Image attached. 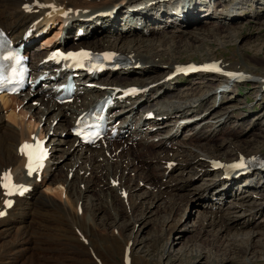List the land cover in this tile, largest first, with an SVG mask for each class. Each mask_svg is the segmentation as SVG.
Wrapping results in <instances>:
<instances>
[{"label":"bare ground","instance_id":"bare-ground-1","mask_svg":"<svg viewBox=\"0 0 264 264\" xmlns=\"http://www.w3.org/2000/svg\"><path fill=\"white\" fill-rule=\"evenodd\" d=\"M134 1L135 0H0V22L6 28L11 29L12 34L14 35L18 36L20 35V33L22 34L23 30L26 29L28 26H30V24L40 16H42L43 19H45L46 17L49 16V14L54 15L52 16L54 17L52 26H54L55 22L59 20L60 23V27H58L59 29H56L54 34L52 35L49 34L50 36L43 38L44 39L42 40L43 44H41V46L37 51L32 52V56L38 55V57L40 58L44 56L48 52V50H50L53 46L60 45L61 42L59 41L61 40V35L64 32L62 31V29L64 30L63 21H62L63 18L61 17L62 11L70 10V14H69L70 16L76 15L77 17H79L86 15L88 16L89 14H93L95 12L104 11L111 8H116L117 13L115 17L111 19V25L108 26L111 28H109L108 31L101 32L102 28L97 27L93 37H91V35L84 36V38L82 37L80 39L75 40V42L72 43V46L79 47L83 45L87 47H93L95 49L112 48V49L120 50L121 52L125 53L126 56L128 57V59H126V65L129 64L127 67L116 69L121 74H128L133 72L139 75L145 74L151 71V67L148 66L147 63H152V62H158V64L160 65H162L163 63L162 66L165 67L161 75L159 76L157 75L151 78H137V77L120 75L118 77L114 76L113 78L110 79L108 77H111L110 76L111 73L107 72L104 74L107 77L104 78V75H102L100 79H96L102 83H105L106 85L103 88L100 87L101 90L99 88H94V87L88 88L87 86L84 85L86 81H81V84L84 85L86 92L84 91V93L77 95L76 99L73 102H69V103L56 102L53 99L52 95L47 93L49 92V90H44L41 88H36L34 91L32 90L27 91L22 95L0 94V100H1L0 181L2 179V173L4 171H7L8 169H12V172L18 179H26L29 183L34 185L33 190L29 193V195L23 197H17L15 204L12 207H8L7 216L0 217V241H3L7 239V236H10V230H16L17 232L16 234H19L21 236V237L16 236L18 240V244H20V246L22 245L21 239H26L25 241H30V237H31L30 234H32L34 231L30 232V234L27 233V230L25 228L28 226L25 225V223L27 221L33 222L34 219L32 213H35L37 211V207L39 206L42 207L43 209L45 207H50L58 210L59 208L60 211H62L61 213L62 214L64 213L65 215H67V217L69 216L76 217L74 211L72 210V204H71L72 202L68 203L67 201L57 199L56 196L53 194L54 192H52V190H51L52 194L48 193L47 191H45L47 193H41L42 191L40 192L41 194L39 193V186H41V184L44 183L46 180L52 179V180L61 181L62 184L66 185L67 193L69 195L70 194L76 195L77 200H82L81 197L83 195L85 196V192L95 189L97 188V186L100 185L96 181V178L106 175L104 177L105 182L108 183L111 181L112 185L111 183H108V185L105 186V189L111 190L112 187L117 186L116 180L111 179L110 177L113 172L112 171L113 169L117 173L118 171L119 172L122 171L124 174L126 173V171H129L130 173L132 172L136 173V170L142 171V167H141L142 165L144 166L149 165L145 167L146 171L143 172V175L144 174L145 175L144 177L142 175L143 178L141 179V181L144 182L147 181L145 182L146 183L145 185H148L149 187H154L152 185H156L155 187H158V189L159 187L166 186V188H168V190L170 191L176 189L180 184L186 186L188 183V180H181V182H176L173 180L174 177L172 181L168 180L166 184H163L160 180H158V179L163 180V178L166 176L168 171L174 168L176 165H179L181 167V170H183L182 172H184V170L189 165L193 164V168L196 169V171H194L196 175L200 174L201 172L202 174L212 172L213 174L210 177L213 181H211V183L209 184H205L204 187L202 186L197 190L199 195H202L203 198L204 197L206 198L204 204L207 206V208H209L207 212L208 216H206L203 219L202 223L208 221L206 222L208 223L207 225L218 227L220 231L230 229L231 227L234 226L238 227L239 225H244L254 217H257V215L264 212V199L261 200L260 202L253 204V206L248 209L246 208L243 209L244 207L241 208L243 205H241L240 202L238 203V201L232 200L235 197V192L244 187H249V189L264 190V172L262 171L264 169L253 168L249 170L246 174H242L239 177H232V179L228 180V182L225 181L220 185L214 184L215 181L219 178L220 174L224 172V170L214 169L212 166V158L222 159V157H226L228 160H232L238 158L239 155L243 152L239 149L238 146L231 145L233 142H231L230 146L225 144V146L226 145L228 146L225 153H222L223 150L218 148H216V151L214 149L209 152H204L202 150L206 140L208 141L209 139L212 138L211 135H213L215 130L218 129L224 123L225 120H229L232 118L237 120L238 117L240 118L242 116L241 112H237L236 105L224 107V109L219 108L222 102L224 101L229 102L231 101V98L236 99L237 93L235 92L238 91L237 83L233 84L234 88L231 87L230 90H232V92L230 93L229 97L228 98L226 97L227 99L225 98L222 99L220 101V104L217 103L212 104L211 107L208 109L210 110V113H208L204 117L202 114H200L201 112H199V109H201L204 106V104L208 101L209 99L208 93L210 91H214L213 95L216 96L214 100H217L218 90H216V88L222 84L223 80L219 77H222L223 75H219V76L209 75L207 79L205 78L206 81L204 80L202 81V78H196L192 81V84L189 85V87L182 89V91H180L178 94H175L173 96L170 95L172 91H174V89L176 88L177 83L173 82V79L172 80L169 79L168 74L171 71H173L178 65L187 62L205 64L213 61H218V63L223 68L233 69L231 68L232 64L231 65L225 64L210 56L209 57L204 56L203 59L200 61H198L199 59L196 60L194 58L193 59L189 58V60L187 61L179 58L178 60L174 54L177 51V48L179 46L178 44L174 43L175 44L174 46L171 44L173 46V47L171 46L172 47L171 51H169L168 49H162V44L163 42L166 43V40L169 38L168 36L169 33L168 35H164V37L166 38L165 40H160L158 42L160 46H156L155 43L157 42H152V41L150 42L149 40L146 39L145 35H147L148 33H146L142 28L139 35L133 34L138 30V28L135 25L129 26L128 29H125L127 31H123L122 29H120V27L117 28L113 20L115 21V19L117 20L121 16V15L119 16V10L123 9L125 6L130 9L131 7H133L131 4ZM42 2H44V5L39 6V4ZM25 4L27 5L24 6ZM28 5H31L33 10H30ZM156 5L155 7L158 6ZM221 5L222 4H220V7ZM195 6H197V4H195ZM204 6L205 4L201 3L200 10L203 11L201 14L204 16V21L210 23L208 22L210 19L218 20V21L216 20L214 25H212L213 27L211 26L208 28L209 30L208 29L207 30L209 32H211L212 30L214 32L212 33L213 35H218L221 32L233 35V31H235L236 29L235 28L236 21H238L241 18L240 12L232 13L234 15L224 14V15L216 16L211 11L210 7H208V9L204 11L203 9ZM155 7L154 6L142 7V9H145V11H136L137 13H140L139 15L141 17H145L148 26L152 27L149 34L153 31L155 32L156 30L161 29L160 26L157 25L158 21L164 23L165 26L175 25L177 28V32L183 31L185 33H188L186 31L187 27L184 28V24H185L184 22H187V20L180 22L179 20L182 19L179 15L177 14L166 15V12L163 11L161 13L159 12L153 13L155 10H159L158 8L154 9ZM191 7L192 6L184 5V9L181 11L187 13L186 17L188 16V20L193 19V17L190 18V15L195 14V12L190 11ZM148 8L150 9V11L148 10ZM226 8L227 5L222 6V9H226ZM231 11L234 10L232 9ZM151 13L154 14L153 17ZM198 13H200V11H198ZM175 15L178 17H175ZM163 17H166L165 21L162 20ZM128 18H130V15L125 17V19ZM120 19L122 18H119V20ZM156 19H158V21ZM106 20L107 19H104V21ZM94 22L95 20L90 21L87 26H90V24ZM71 31H72L71 28L66 30L64 41L72 40ZM160 31L164 33L168 32V30H163V29H161ZM115 33L119 34V36H117L114 40H111L110 37L107 38L109 35ZM128 34H133L134 37L128 38L127 36ZM191 35H192L191 39L201 40L202 38L200 33H194V34L191 33ZM172 36H175V33H173ZM106 43H109V45L108 44L106 45ZM187 49H189V46L187 47ZM157 52H159V54L157 55V57H159L158 60L157 57L154 56V54ZM241 59H242L241 62L236 64L235 69L241 70L244 74L249 75L248 80H250V83L254 84L255 88L257 86H259L260 88L264 87V70H260L255 66H253L248 57L243 56ZM133 61L135 64L134 67L132 66ZM139 63H141L142 68L136 69L138 68ZM243 73L241 76L244 75ZM200 76L204 77L206 76V74H201L199 75V77ZM241 76L239 77V80H241ZM233 77L236 78L235 76ZM89 79L90 78H87L86 80ZM217 80H219V82L218 84H215ZM234 81L237 82L238 80L234 79ZM131 83H140L143 85L150 86L151 90H153L154 93L163 90V92L166 93V96L170 98L172 105H174L175 107V110L173 111L174 115L171 117L172 119H174V121H171V124L170 121L169 123L164 124L166 123V121L165 122L156 121L154 119L149 120L147 126L143 127L142 137L137 140H134L133 143H129V139L133 138L131 136L125 139L122 138L121 142H112L114 144H117L118 150L115 152V154H112L110 156H107V151H105L101 145H96L95 147H90V146L84 147L81 144H77V139L70 130V125L73 124L75 119V113L80 108H82V106L86 107L91 103H93V101H95L93 98L95 94L97 93L101 94L102 92L108 91L109 89H114L113 87L108 88V84H131ZM233 93H235V95ZM19 99L21 101H17ZM26 99L28 101L26 103H23ZM35 100H39L40 104L35 105L34 104L35 102H33ZM30 101L32 102V104ZM15 102H17L20 105L23 103L22 105L24 107L23 113L25 115L31 112L32 115H30V117L32 118V120L36 118L34 122L37 123H35L34 127L32 123L27 125L23 121H20L15 115L16 109L14 108L11 109L12 113L11 114L9 113L10 115H7L6 116L7 119L5 118L4 120V116H2V110L10 107L12 104H14L13 105L14 107L17 106L15 105ZM210 115H212V117H210ZM119 117L120 116H117V118ZM214 117L217 120L212 122V120L209 118H214ZM55 119H58L57 123L58 124L61 123L60 125H62V128L54 126L53 132L55 135L54 136L51 135L52 138L49 139V141L53 143L52 145L53 152L51 158L49 159V162H51V164L48 165L47 168L45 169L43 179L38 181L36 178L29 176L25 172L23 168L25 160L21 154L19 145L25 138L30 137V134L33 131H39L42 136L47 135V133L50 132L52 128L51 124ZM190 119H193V121H190L185 126L181 127L182 121H188ZM43 120L46 121L45 122L46 124H42V126H40V123ZM202 122H207V124L210 123L209 126L214 127L213 130L211 132H207L205 135L204 134L202 135L201 134L202 132L198 130L199 129L198 125ZM185 128H186V133L183 132ZM57 135H59V137H57ZM198 139L200 141L198 144L195 145V142H197ZM174 140H178L175 143V145H173ZM134 143L135 144L138 143V145L134 147ZM166 143H171L172 144L171 146L175 148V151L177 152L175 159L170 156L161 157L163 151H159L158 154L160 156L156 155L155 157L142 154V152L147 150L145 148H148V152L150 153L151 147L152 148L153 147L156 148L159 146L161 147L163 145H166ZM225 146L221 145V147L223 148ZM136 152L137 154L135 155ZM251 153H255V151L250 152L249 154ZM256 153L259 154L260 152L258 151ZM66 154H68L66 160H61L62 157L66 156ZM118 154L120 155L118 156ZM172 160H175L174 162L176 163V165L170 168L169 167L170 164L168 163L169 162L173 163ZM63 168L64 169L67 168L68 174H66V172L62 170ZM147 168H149L148 171ZM212 169H214L215 172L212 171ZM251 174L252 176H250ZM243 176H247L248 178L244 179ZM250 178L253 179L249 180ZM101 189L98 190V197L95 200L97 203L96 202L94 203V198L92 200V202L96 204V207L98 208L106 205L105 204L106 199H104L103 196L104 195L103 191L105 189L104 187ZM112 194L113 193H110V195ZM245 196H247V193H245L243 197ZM4 198L5 195L3 194V185L0 183V213L6 208V205L4 203ZM226 198H230L231 200L230 202H233L234 207H236L237 209H241V212L238 211L239 212L238 214L234 213V215H230L229 213H231L232 210L230 208H225L223 206V200ZM174 202L175 201H173V203ZM173 203L171 202V206L174 205ZM90 220L92 221L93 218L90 217ZM166 222L167 220L164 223ZM17 223H19V225L21 224L20 227L17 225ZM2 225L4 226L2 227ZM201 227L202 229L204 228V226ZM261 233L259 234L261 235ZM57 234L62 236V238L66 237L67 239L68 238L70 239V237L66 233H57ZM66 238L64 240H66ZM41 239L39 238V240ZM234 239L227 238V242L230 243L231 246L234 245L233 248L237 249L238 247L235 242L236 240ZM251 239L252 236L249 237V240ZM72 240H75V242L78 243L75 245H82V242L79 241V239L72 237ZM14 242L15 241H11L10 243H14ZM48 243H50V241H48ZM129 243L130 242L127 241L124 250L122 248L123 259L125 260V264H135V263L148 264V260L144 256L138 257L139 255L138 256L133 255V248L130 247ZM248 243L249 244H246L247 250H249V248L252 247V242L251 244L250 242ZM261 243H263V241H261ZM133 245H135V241L133 242ZM6 246H4L3 248H7L8 251H4L3 254L0 253L1 257L2 255H4L2 259L6 258L5 256H9L11 250L10 248L11 246H9L8 244ZM40 248L41 250L48 249L45 246H42ZM165 249L164 251H166ZM219 256L220 255L217 254L215 257L216 260H218L217 258H219L220 260L217 261L216 264H224V262L226 263V261H228L226 257L220 259L221 256L220 257ZM203 257L204 255L201 252L197 255L196 259L200 261L201 260L200 258Z\"/></svg>","mask_w":264,"mask_h":264},{"label":"rangeland","instance_id":"rangeland-1","mask_svg":"<svg viewBox=\"0 0 264 264\" xmlns=\"http://www.w3.org/2000/svg\"><path fill=\"white\" fill-rule=\"evenodd\" d=\"M135 1L131 4L133 7L129 9L134 11L136 8L135 12L138 11V7L149 2L160 3L159 0ZM195 2H197V7L194 6L193 11L195 14L190 15V18L193 17V19L189 18L190 20H188L187 16L181 18L182 20H179L180 22L187 20V22H184V28L187 27L186 31L188 33L183 31L177 32L175 25L165 26L164 23L156 19L158 21L157 25L163 30H168V32H161V29L156 30L155 32L153 31L150 34L148 33V35H145L146 39L150 42H157L155 45L160 46L158 42L160 40H165L166 38L164 35H168L169 33V38L166 40V43L163 42L162 49H168L171 51L172 47L175 45L174 43L178 44L177 51L174 53L177 59L179 58L187 61L189 58H194L196 60L199 59L198 61H200L204 56H210L225 64H232L231 68L235 69L236 64L241 62V58L245 56L250 59L253 66L260 70H264V0H250L251 3L247 5L249 6L247 11L245 13L240 12L241 18L236 21V29L233 31V35L224 32H221L218 35H213L212 33L214 32L212 30L209 32L208 28L214 25L217 19H210L208 21L210 23L205 22L204 16L201 14L203 11L200 10V5L203 3L205 4L203 9L206 11L209 7V1L195 0ZM26 5L27 4L24 6ZM155 5L156 4H152L150 6L155 7ZM206 5H208V7ZM144 7H147V5ZM154 9H156V7ZM148 10L150 11L149 8ZM141 11H145V9H142ZM198 11H200V13H198ZM175 17L178 16L175 15ZM119 18L117 19L118 21L116 19L115 21L113 20L115 26H117V28L120 27L123 31H127L121 27L123 18L120 20ZM162 20L165 21L166 17H163ZM58 27H60V24L59 26L54 25L53 28L55 29H52L49 34H54L56 29H59ZM109 28L111 27H107L104 30L101 29V32L108 31ZM62 31L64 30L62 29ZM140 32L141 29L138 28L137 32L133 34L139 35ZM173 33H175V36H172ZM191 33H200L202 37H200L201 40L191 39ZM49 34L46 35L45 38L50 36ZM71 34L73 39L72 31ZM94 34L95 33H92L91 37H93ZM133 34H128V38L134 37ZM117 36H119V34L115 33L109 35L107 38L110 37L111 40H114ZM41 44H43V42ZM107 44L109 45V43H106V45ZM38 46L39 45H36L35 48ZM188 46L189 49H187ZM158 54L159 52L155 53L154 56L157 57ZM158 59L159 57H157V60ZM128 65H125L124 67H127ZM138 65L139 66L136 69L142 68L141 63ZM147 65L151 67V71L145 74L139 75L135 72L121 74L116 71L115 73H111V77L108 78L111 79L114 76L118 77L120 75L137 78H151L161 75L165 68L162 66L163 63L160 65L158 62L147 63ZM132 66H135L134 61ZM200 73L205 74L202 72ZM208 76L209 75L199 77V75L196 74L193 77H195L194 79L202 78V81H206ZM105 77L107 76L104 75V78ZM193 77L187 78L181 76V79H179L177 83L178 85L170 95L173 96L178 94L182 89L189 87L194 80ZM218 82L219 80H217L215 84H218ZM179 86H181V88H178ZM232 88H234V85ZM237 88L238 91L235 92L237 93L236 99L231 98V101L229 102H222L224 104L221 103L219 108L224 109V107L236 105L237 112H241L242 116L240 118L238 117L237 120L234 118L225 120L224 123L215 130L213 135H211L212 138L208 141L206 140L205 145L202 148L204 152H209L214 149L216 151V148H218L223 150L222 153H225L227 147L233 142L231 145L238 146L243 153L249 154L253 151H255V153L259 151L264 154V89L262 90L259 86L255 88L254 84L250 83L249 80L240 82ZM231 92L232 90L224 93V96L228 98L230 95L229 93ZM213 93L214 91L208 93V101L201 109H199V112H201L200 114H202L203 117L210 113V110L208 109L212 104L216 103V100H214L216 96L213 95ZM235 93L233 94L235 95ZM218 96L220 95L218 94L217 97ZM17 101L21 100L19 99ZM217 104H220V101ZM13 105L14 104L5 108V110H2L4 120L5 118L7 119L6 116L10 115L12 113L11 109L14 108L16 109L15 115L20 121H23L27 125L32 123L34 127L37 122H34L36 118L32 120L30 117V115H32L31 112L25 115L23 113V106L18 109L20 104L15 102V105L17 106L14 107ZM210 117H212V115H210ZM209 119H211L212 122L217 120L215 117ZM42 122L43 124H46V121L43 120ZM167 123H169V121L164 124ZM60 124L57 123L56 127L62 128V125ZM205 124H207V122H202L199 125L198 130L202 132V135L211 132L214 128L209 126L210 123L207 125ZM183 132L186 133V128ZM51 135L54 136V132ZM52 136L50 138H52ZM57 137H59V135H57ZM177 141L178 140H174L173 145H175ZM199 141L200 140L198 139V141L195 142V145L198 144ZM225 144L228 146H225ZM171 145V143H166V145L161 147H151L150 153L148 152V148H145L147 150L142 152V154L155 157L156 155L160 156L158 154L159 151H163L161 157L170 156L175 159L177 152ZM221 145L225 147L223 148ZM120 154H118V156ZM136 154L137 152L135 155ZM67 156L68 154H66L65 157H62L61 160H66ZM222 159L227 158L222 157ZM174 161L175 160H172V162ZM147 166L149 165H142V171L136 170V173L126 171L125 174L122 171H118L117 173L113 169L110 177L111 179L116 180L117 186L112 187L111 190L105 189V186L108 185V183H111V181L106 183L104 179L106 175H100L102 177L96 178V181L100 184L97 186L99 189L95 188L85 192V196L83 195L81 197L82 200H77L76 195H69L67 193L66 185L62 184L61 181L52 179L46 180L43 185L41 184V186H39V193L41 191V193L48 192L51 194L54 192L53 194L57 199L67 201L68 203L72 202V210L76 217H67V215L61 213L62 211H60L59 208L57 210L50 207H45L44 209L40 206L37 207V211L32 213L34 219L33 222L27 221L25 223V225L28 226L25 228L27 233L30 234V232L34 231L30 234L31 237L28 236L30 237V241L21 239L22 245L20 246L16 238V236L20 235L16 234V230H10V236H7V239L5 240L0 241V253L3 254L4 251H8L7 248H3L7 244L11 246V250L9 256H5L6 258L2 259L4 255H2V257L0 256V264H125L123 250L127 241L130 242L129 245L133 248V255H139L138 257L144 256L148 260V264H216L217 261H220L219 258H217L218 260L215 258L217 254L221 256H219L220 259L225 257L228 259L224 264H264V212L257 215V217H254L244 225H239L238 227L234 226L230 229L220 231L218 227L207 225L208 223L206 222L208 221L202 223L203 219L208 216L207 212L209 208L204 204L206 198L199 195L197 190L202 186L204 187L205 184H209L213 181L210 177L213 174L212 172L203 174L201 172L196 175L194 172L196 169L193 168V164L189 165L184 172H182L183 170H181L179 165H176L168 171L165 177L163 176L164 182L162 179L158 180L163 184H166L168 180L172 181L174 177L173 180L176 182L188 180V183L186 186L180 184L176 189L170 191L166 186L159 187L158 189V187H155L156 185H152L154 187H149L148 185H145V182L147 181H141L145 175H143V172L146 171L145 167ZM62 170L68 174L67 168H63ZM148 170L149 168H147V171ZM262 171L264 172V170ZM252 174L250 176H252ZM243 177L244 179L248 178L247 176ZM251 179L253 178H250L249 180ZM224 182L225 181L222 183ZM220 184L221 183H219V185ZM102 186L105 189L103 191V196L104 199H106V205L98 208L94 203L98 197V190L103 188ZM248 189L249 187H244L237 190L235 192V197L232 199L238 201V203L240 202V204L243 205L241 208L244 207L243 209L251 208L253 204L261 201L257 200L253 203L251 201H246L243 194L248 191ZM124 191H127V193H124ZM110 193L113 194L110 195ZM93 198L94 203L92 202ZM250 199L251 197L248 198V200ZM172 200L175 202L173 203ZM78 201L80 205L78 204ZM230 201V198L223 200V206L232 210L229 214L234 215V213L238 214V211L241 212V209L234 207L233 202ZM171 202L174 204L173 206H171ZM90 217L93 218L94 221H91ZM166 220L167 222L164 223ZM17 225L20 227L21 224L19 225V223H17ZM3 226L4 225H2V227ZM201 226H204V228L202 229ZM57 233H66L71 240L66 237L62 238V236ZM259 233H261V235ZM250 236H252L251 240H249ZM72 237L79 239V241L82 242V245H75L78 243L75 242V240H72ZM39 238L42 239L39 240ZM65 238L66 240H64ZM227 238H235L234 240H236L235 242L238 248H233L234 245L231 246L230 243L227 242ZM11 241H15L16 243H10ZM48 241H50V243H48ZM134 241L135 245H133ZM261 241H263V243H261ZM248 242H250V244L252 242V247L249 248V250L246 249V244H249ZM42 246H45L48 249L41 250L40 247ZM164 249L166 251H164ZM201 252L204 257L200 258L201 260L198 261L196 257Z\"/></svg>","mask_w":264,"mask_h":264},{"label":"snow or ice","instance_id":"snow-or-ice-1","mask_svg":"<svg viewBox=\"0 0 264 264\" xmlns=\"http://www.w3.org/2000/svg\"><path fill=\"white\" fill-rule=\"evenodd\" d=\"M71 55V54H70ZM215 70H217V71H219V69L217 68V69H215ZM27 147H29L28 145H25V148H27Z\"/></svg>","mask_w":264,"mask_h":264}]
</instances>
